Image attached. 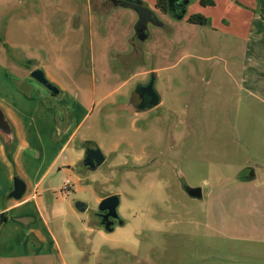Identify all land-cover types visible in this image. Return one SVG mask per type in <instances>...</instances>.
Listing matches in <instances>:
<instances>
[{
    "label": "rangeland",
    "instance_id": "obj_1",
    "mask_svg": "<svg viewBox=\"0 0 264 264\" xmlns=\"http://www.w3.org/2000/svg\"><path fill=\"white\" fill-rule=\"evenodd\" d=\"M193 1L186 15L220 17ZM141 2L162 23H148L143 40L134 34L137 14L107 0H0V103L15 88L34 98L24 79L42 71L74 100L79 126L70 148L82 151L70 172L74 194L54 190L38 198L37 210L30 200L0 221V264H264V105L248 106L231 68L237 58L218 37L237 27L228 19L189 24L156 13V0ZM150 73L161 102L138 112L130 94ZM18 111L32 116L28 104ZM86 146L106 157L93 172L82 165ZM4 152L15 170L13 153L10 161ZM33 153L36 165L49 163V154ZM252 162L257 180L243 169ZM188 187H199L202 198L188 196ZM112 194L120 195L124 224L106 233L95 212ZM31 227L47 250L27 237Z\"/></svg>",
    "mask_w": 264,
    "mask_h": 264
},
{
    "label": "crops",
    "instance_id": "obj_2",
    "mask_svg": "<svg viewBox=\"0 0 264 264\" xmlns=\"http://www.w3.org/2000/svg\"><path fill=\"white\" fill-rule=\"evenodd\" d=\"M211 1L214 4L212 6L201 5L200 0L193 1V5L195 7L199 3L200 6H198L201 10L207 8L219 9L221 13L219 18H217L218 14L216 16L207 15L202 13V11H197V13L190 12L187 15L185 13L183 18L186 21L188 16L200 14L212 23L216 21L224 22L225 19H228L231 25H236V34L218 36L222 43L220 49L231 50L232 56L237 58V61L232 62L233 66L231 68L238 74V89H242L247 98H249L247 100L249 101L248 106H250L251 101L264 105V0ZM189 3L190 0H188L186 5V12L189 8ZM153 8H155V4ZM154 11L161 13L156 8ZM226 41L230 44H225ZM29 77H25L24 81L27 88L33 89L34 98L28 99L29 95L28 97L19 96L22 91L13 87L16 95L13 92L12 95L15 97L10 98L7 104L0 103V110L11 132L10 138L0 132V201L3 200L5 205L4 208L0 209L1 224L9 221L8 214L11 209L20 210L30 200L35 201V210H37L36 203H38V198L41 197L43 200L48 197L51 198L52 192L59 189L64 180L71 178L70 172L73 171L77 161L81 160L82 157L81 150L70 148V143L79 126V123H73L74 100L67 99L66 94H62L59 90L56 96L61 95L66 100L63 98L51 100V97H57L52 96L46 88L43 86L41 88L39 83L31 77L29 79ZM33 103H35L37 108L35 113H33L32 109ZM27 104L31 106L32 112V116L28 119L25 118V114H21L18 111L19 107L24 108ZM43 135H45L44 147L41 144ZM81 140L85 142L87 139ZM10 141H14L13 160L15 170H12L4 152L5 144ZM31 151H34L33 156H36L34 154L39 155L38 157L40 158H37L38 160H41V156L44 154H49V163L42 167L36 165L32 162ZM27 157L29 162H26ZM37 159L35 162H39ZM258 167L255 162L250 165L246 164L243 167V169L249 171L248 175H246L249 177L248 179L257 180L256 168ZM61 175L60 183L54 185V179ZM246 176L245 179L247 178ZM14 177L20 178L25 184V191L18 201L10 197ZM70 180L72 181V179ZM72 183L74 188V181ZM203 183L208 184L205 180H203ZM8 209L9 211H7ZM27 230V237L31 235L36 241L38 248L47 250V240L39 233V230L35 227ZM54 243L53 245H55Z\"/></svg>",
    "mask_w": 264,
    "mask_h": 264
},
{
    "label": "water",
    "instance_id": "obj_3",
    "mask_svg": "<svg viewBox=\"0 0 264 264\" xmlns=\"http://www.w3.org/2000/svg\"><path fill=\"white\" fill-rule=\"evenodd\" d=\"M113 7H124L132 9L138 16L136 27L140 28L141 34L138 35L142 40L145 39L148 34L141 28L142 24L146 25L151 23L153 25L162 26L154 12L146 8L141 0H110ZM188 0H167V8L170 16L176 20L183 19L186 13V5ZM30 77L46 88L52 96L58 94V89L52 85L44 76L43 72L35 69L30 72ZM155 77L154 74L150 75L148 82L145 85H138L135 88L136 92L145 93L148 97V108L152 109L158 106L161 102L159 93L155 89ZM0 132L10 138L11 132L7 122L4 120V116L0 110ZM106 157L98 147L86 146L84 157L82 159L83 167L93 172L98 169L105 161ZM25 191V184L18 178H13V189L10 193V197L19 200ZM188 196L195 199L202 198V190L199 187L185 188ZM120 204V195L112 194L104 197L98 204L95 216L102 230L106 233H112L117 226H123L124 220L118 212V206ZM75 208L83 213L87 209V205L83 202H77Z\"/></svg>",
    "mask_w": 264,
    "mask_h": 264
},
{
    "label": "trees",
    "instance_id": "obj_4",
    "mask_svg": "<svg viewBox=\"0 0 264 264\" xmlns=\"http://www.w3.org/2000/svg\"><path fill=\"white\" fill-rule=\"evenodd\" d=\"M200 4L204 6L214 5L211 0H200ZM155 8L163 14L169 13L168 8H167V0H156ZM186 22H188L189 24H193V25L205 26V25H208L209 20L200 14H194V15L188 16L186 18ZM12 143L14 144L13 141H10L5 144L7 156L10 161L12 160V153L14 150V145ZM84 144L87 145V144H90V142H85Z\"/></svg>",
    "mask_w": 264,
    "mask_h": 264
},
{
    "label": "flooded vegetation",
    "instance_id": "obj_5",
    "mask_svg": "<svg viewBox=\"0 0 264 264\" xmlns=\"http://www.w3.org/2000/svg\"><path fill=\"white\" fill-rule=\"evenodd\" d=\"M107 1L111 3L110 0H107ZM147 24L146 25L142 24V27H141L145 31L146 34H148L147 33ZM134 34H135V37H137L138 35L141 34L140 28L136 27V25H135V32H134ZM150 75H153V73H150L148 75V77H147V79H146L145 82L135 84L134 89L131 91V94H130L131 104L138 110V112H147V111H150L151 110L150 108H148V100H149V97L145 93L136 92L135 91L136 86H138V85L139 86L140 85H145L148 82V80L150 78ZM154 77H155V75H154Z\"/></svg>",
    "mask_w": 264,
    "mask_h": 264
},
{
    "label": "built area",
    "instance_id": "obj_6",
    "mask_svg": "<svg viewBox=\"0 0 264 264\" xmlns=\"http://www.w3.org/2000/svg\"><path fill=\"white\" fill-rule=\"evenodd\" d=\"M59 192L62 197H69L73 193V183L67 178L59 188Z\"/></svg>",
    "mask_w": 264,
    "mask_h": 264
}]
</instances>
